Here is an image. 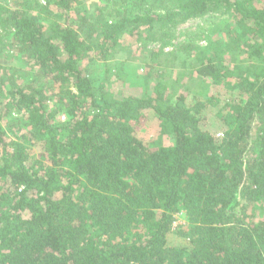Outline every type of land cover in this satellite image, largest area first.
Listing matches in <instances>:
<instances>
[{
	"label": "trees",
	"instance_id": "1",
	"mask_svg": "<svg viewBox=\"0 0 264 264\" xmlns=\"http://www.w3.org/2000/svg\"><path fill=\"white\" fill-rule=\"evenodd\" d=\"M74 3L0 6V55L6 41L45 81L0 64V264H264V0H102L89 16ZM49 7L63 26L40 18ZM203 17L204 46L177 50L225 99L189 107L161 72L140 96L95 97L80 67L93 47L107 61L127 39L157 72L177 28ZM207 107L219 135L201 129ZM150 113L168 145L137 137ZM174 231L189 249L168 245Z\"/></svg>",
	"mask_w": 264,
	"mask_h": 264
},
{
	"label": "rangeland",
	"instance_id": "2",
	"mask_svg": "<svg viewBox=\"0 0 264 264\" xmlns=\"http://www.w3.org/2000/svg\"><path fill=\"white\" fill-rule=\"evenodd\" d=\"M13 1L0 0V6L9 8ZM101 2L102 0H75V9L73 8L71 13L75 16L76 11L79 10L81 15L89 16L94 13L96 7ZM40 3L45 5L43 1H40ZM59 14L60 12H56L53 8L49 7L41 12L40 18L43 21L46 19L45 23L47 26L57 25L61 27L64 25V21L63 17ZM209 16H213L217 20L222 19V16H218V14ZM210 22L209 17H203L202 19L192 20L178 27L175 39L165 48V52L168 54L167 58H160L156 61L157 72L148 73L150 70L147 72L150 66L142 63L143 60L147 59V54L141 50V45L136 46L132 42L129 43L127 39H125V43L119 49L108 57L107 61L99 60L98 48L93 47V53H90L80 62V67L87 74L95 97L100 96L102 88L115 98H118L121 93L134 97L140 96L145 91H148L151 85L154 86L158 82V75L161 72L164 73L162 83L173 88H180L186 96L185 103L189 107L193 106L196 102H204L213 96L223 100L226 97L223 96L222 90L216 87L209 88L201 83V78L194 72L196 63L189 61L186 56L177 50L179 44L188 39H192L199 45L204 46L206 42L205 37L198 35L200 34V29L204 28L207 30ZM0 30H2L1 27ZM47 34L50 35V32L47 31ZM80 34L85 40L93 41V32L83 29L80 31ZM91 43L93 44V42ZM3 47L4 50L7 49L0 55V64L7 72L20 78V80L36 84L37 86L45 82L42 76L21 63L14 49L6 41L3 43ZM158 47V43H152L147 46V49ZM220 107H207L202 111L200 122L202 130L208 131L212 135H219L225 130L223 123L218 118ZM19 130L21 129L19 128ZM19 130L15 128L13 133L8 132V137L10 139L18 138L20 134L18 133ZM136 135L151 146H164L170 143L167 132L153 113L148 115L146 122ZM184 224V215L181 213L177 214L173 230ZM168 245L189 249L188 241L180 238L175 231L168 236Z\"/></svg>",
	"mask_w": 264,
	"mask_h": 264
}]
</instances>
